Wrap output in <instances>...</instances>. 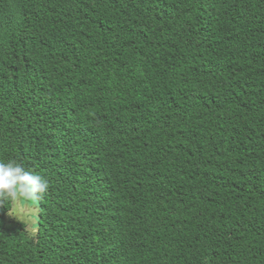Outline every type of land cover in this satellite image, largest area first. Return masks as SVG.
Instances as JSON below:
<instances>
[{"label":"trees","instance_id":"16d2710c","mask_svg":"<svg viewBox=\"0 0 264 264\" xmlns=\"http://www.w3.org/2000/svg\"><path fill=\"white\" fill-rule=\"evenodd\" d=\"M12 161L0 264H264V0H0Z\"/></svg>","mask_w":264,"mask_h":264},{"label":"clouds","instance_id":"9594fccd","mask_svg":"<svg viewBox=\"0 0 264 264\" xmlns=\"http://www.w3.org/2000/svg\"><path fill=\"white\" fill-rule=\"evenodd\" d=\"M48 189L47 181L22 165L0 162V199L39 201Z\"/></svg>","mask_w":264,"mask_h":264},{"label":"rangeland","instance_id":"374dc122","mask_svg":"<svg viewBox=\"0 0 264 264\" xmlns=\"http://www.w3.org/2000/svg\"><path fill=\"white\" fill-rule=\"evenodd\" d=\"M35 204H31L30 201H12L10 212L6 216L7 222H21L24 224L28 233L34 234L37 227V219L39 213V207Z\"/></svg>","mask_w":264,"mask_h":264},{"label":"water","instance_id":"95a60500","mask_svg":"<svg viewBox=\"0 0 264 264\" xmlns=\"http://www.w3.org/2000/svg\"><path fill=\"white\" fill-rule=\"evenodd\" d=\"M35 202H36V206H38V207H39V211H40L39 202H38V201H35ZM30 203H31V204H35V203H33L32 201H30ZM37 221H38V219H37Z\"/></svg>","mask_w":264,"mask_h":264}]
</instances>
